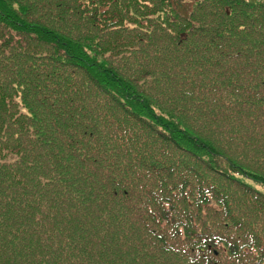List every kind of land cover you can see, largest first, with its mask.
I'll return each instance as SVG.
<instances>
[{
    "label": "trees",
    "instance_id": "1",
    "mask_svg": "<svg viewBox=\"0 0 264 264\" xmlns=\"http://www.w3.org/2000/svg\"><path fill=\"white\" fill-rule=\"evenodd\" d=\"M0 264H264V0H0Z\"/></svg>",
    "mask_w": 264,
    "mask_h": 264
},
{
    "label": "rangeland",
    "instance_id": "2",
    "mask_svg": "<svg viewBox=\"0 0 264 264\" xmlns=\"http://www.w3.org/2000/svg\"><path fill=\"white\" fill-rule=\"evenodd\" d=\"M188 2V6H191L192 3H194V0H185ZM254 187V186H253ZM255 188V187H254ZM256 188H259L258 186H256Z\"/></svg>",
    "mask_w": 264,
    "mask_h": 264
}]
</instances>
